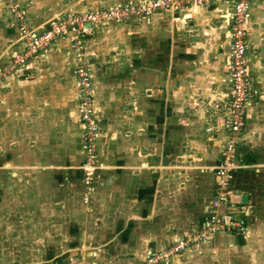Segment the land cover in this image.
<instances>
[{"label":"crops","instance_id":"0c3cea01","mask_svg":"<svg viewBox=\"0 0 264 264\" xmlns=\"http://www.w3.org/2000/svg\"><path fill=\"white\" fill-rule=\"evenodd\" d=\"M6 1L0 0V65L21 48L20 22ZM12 1L24 21L38 29L65 11L129 0ZM223 8L214 4L184 14L158 12L148 20L97 26L85 38L100 124L93 190L84 192L80 183L82 135L67 152L59 155L52 147L49 156L33 158L45 161L49 169L40 176L54 179L47 189L34 190L28 216L21 214L26 208L23 202L12 217L5 216V203H0L2 258L9 255L11 239L17 264H137L173 241L192 237L214 213L226 211L244 217L245 233L216 232L194 240L161 264H239L236 257L242 262L251 258V246L264 243L254 228L264 221L260 215L264 208V0L252 1L245 23L255 100L248 108L235 159L253 153L255 161H240L230 170L231 192L225 201L214 204L219 178L215 169L227 141L222 103L228 94V39ZM73 60L71 36H63L37 56L27 73L0 83L14 85L0 91L3 144L27 140L42 145L45 126L41 125L46 118L42 115L49 113L51 123L58 111L52 97L72 99L76 108ZM3 152V165L13 167L10 153ZM73 190L80 193L77 204L65 196ZM24 217L29 220L26 224L20 223ZM25 226L29 239L23 236Z\"/></svg>","mask_w":264,"mask_h":264},{"label":"built area","instance_id":"2783aa9c","mask_svg":"<svg viewBox=\"0 0 264 264\" xmlns=\"http://www.w3.org/2000/svg\"><path fill=\"white\" fill-rule=\"evenodd\" d=\"M254 0H129L123 4L101 6L82 11H67L52 18L43 28H32L25 21L18 6L7 0L9 11L19 20L21 48L12 52L4 64L0 65V83L13 75L27 73L37 56L63 36H71L74 52L73 72L77 85L76 110L82 123L81 148L84 160L81 167V182L86 193L93 190V169L100 135V124L93 104L92 81L85 51V38L97 26L148 20L158 12L176 11L188 13L193 7H209L223 4L225 36L228 39L225 63L228 73V94L222 103L225 109V127L228 141L222 149V161L216 167L219 176L217 187L227 186L229 172L239 156L242 131L246 124L247 111L254 102L249 81V60L247 57L245 23L251 15ZM226 15V16H225ZM220 200L224 199L222 193ZM217 201V200H216ZM215 204V201H214ZM217 204V202H216ZM245 233V221L234 214L212 216L209 222L187 239H179L159 252H153L137 264H156L166 261L172 254L182 252L189 243L199 237L203 240L216 231Z\"/></svg>","mask_w":264,"mask_h":264},{"label":"rangeland","instance_id":"374dc122","mask_svg":"<svg viewBox=\"0 0 264 264\" xmlns=\"http://www.w3.org/2000/svg\"><path fill=\"white\" fill-rule=\"evenodd\" d=\"M65 12H67V11H65ZM65 12H62L59 15L65 13ZM263 76H264V73H263L262 77ZM29 78H31V77H29ZM13 86L14 85L0 86V91L1 90L2 91L8 90L11 88L13 89ZM26 88L31 89L32 87L27 85ZM262 94H263V99H264V89L262 90ZM52 99H54V100H52L53 103L56 102L58 111L54 115L55 118L53 117L54 120L52 119L51 123H50V120L48 121L49 113L42 115V116L46 117L44 122H42V125H41V126H45L44 127L45 129L43 131V132H45L44 142L42 145L40 144V146H37L38 144L34 145L33 143H27V140H25V141L22 140V142L19 144L17 143L15 145L8 146V145L3 144L1 139H0V203L1 202L5 203V209H6L5 216H9V217L14 216L16 208L20 202H23L24 205L26 206V208L23 210L24 212H21V214H23V216H25V215L28 216V214H31V212H30L31 211V203H28V202L31 201L32 197H34L33 195L36 192L34 190H36V189L41 190L44 187H45V189H47V187L50 185L51 180L54 179L49 175H41L40 176V174L43 171H46L49 169H48V167H46L45 161H42V162L35 161L34 162L33 158H38L39 154L41 155V157H40L41 159H43L45 156H49L50 155L49 150L52 147L54 148V150H52V151H55L57 154L60 155L62 152H67L68 150H70L71 148H73L75 146V143L77 141L76 138H77V136H79L78 134H80L79 137L81 138V135L83 132V127H82V123L80 121V118L78 116V112H77L75 105L73 103V100L71 99V100L67 101V98H65V97H62V98L61 97H57V98L52 97ZM27 105H29V103H27ZM1 116L2 115L0 114V118H1ZM76 123L79 124V126H78L79 128L76 126ZM1 135H2V129H1V121H0V137H1ZM50 135H52V136L50 137ZM242 138H243V131H242ZM50 141H52L53 145H50ZM227 141H228V134H227ZM227 141H226V143H227ZM242 142H243V140L241 139L239 149H241ZM37 147H39V150H37ZM3 150H5L6 153L7 152L10 153V158L12 160L11 163H12L13 167L11 166V168H9L7 165H3L5 162V161H3V159L1 160L2 155L4 154ZM80 156H81V161L83 162L84 154L81 153ZM80 156H78V158ZM96 159L98 160V143H97ZM97 160L94 162V165L97 164ZM237 161L236 162L234 161V166L238 165L240 163V161H238V162ZM81 167H82V163L79 166L80 170H81ZM17 170L20 173L16 174V172H14L15 174H12V171H17ZM93 182H94V177H93ZM80 183L82 184L81 176H80ZM217 183H218V181L215 182V184H217ZM227 185H228V183H227ZM2 187L5 189V191H4L5 193L3 191H1ZM75 187H76V191H77L79 188H77V186H74V188ZM18 191H20V192H18ZM76 191H74V192L71 191L72 193H69L68 191H66L65 196H66V199L70 203L75 202L74 204H77L79 202L78 201L79 199L77 196L80 193H76ZM229 192H231V191L227 188V186L224 189L215 187V194L218 196L217 201L215 200V204H216V202L219 203L221 193H222V196L224 197V201H225L228 198ZM261 210L262 211H261L260 215H261V218L264 219V208ZM222 214H232V213H230V211H226ZM222 214L214 213L213 216L214 215L220 216ZM1 218H2V211L0 209V219ZM242 218H244V217H242ZM261 221H262L261 222L262 224H260V226L255 225L254 228H255L256 237L259 236L261 239H264V221L263 220H261ZM12 222L13 221H11L10 231H14L16 229V225H14V224L12 225ZM28 222H29L28 218L27 219L25 218L24 220L22 219V221H20V223H25V224ZM23 229L26 230V231H24L26 233H24L23 236L27 237V239H29V236H31V235H29L30 232H28V231H30V230H29L28 226H25ZM236 231L237 230H231V231H229V233H236ZM216 232H223V231L219 230ZM216 232H214V233H216ZM198 240H202V239L199 237ZM32 241L33 240H30L31 243H33ZM261 242H262L261 246L263 248H261L260 245H255V244L251 246V248H253L251 258L248 259L247 258L248 256H246L243 259V262L241 261L240 257L238 259L236 257L235 260H239V262H238L239 264H264V243H263V240ZM26 243L28 244V241H26ZM173 243H174V241L172 243L168 244L165 248L170 247ZM13 244H14V242H12V240L10 239L11 250L9 251V255L4 256L3 258L0 256V260L3 264H17L16 263L18 261V258L16 255L17 251H15V249L12 248ZM189 245H190V243L188 244V246ZM159 251H155V252H159ZM173 255L174 254H172L171 256H173ZM7 261H9V263ZM163 262L164 261H159L156 264H161Z\"/></svg>","mask_w":264,"mask_h":264},{"label":"trees","instance_id":"16d2710c","mask_svg":"<svg viewBox=\"0 0 264 264\" xmlns=\"http://www.w3.org/2000/svg\"><path fill=\"white\" fill-rule=\"evenodd\" d=\"M240 161L243 163H250L255 161V155L253 153H244L242 154Z\"/></svg>","mask_w":264,"mask_h":264},{"label":"bare ground","instance_id":"6f19581e","mask_svg":"<svg viewBox=\"0 0 264 264\" xmlns=\"http://www.w3.org/2000/svg\"><path fill=\"white\" fill-rule=\"evenodd\" d=\"M226 16V15H225Z\"/></svg>","mask_w":264,"mask_h":264}]
</instances>
